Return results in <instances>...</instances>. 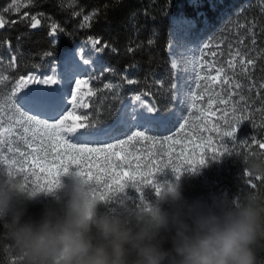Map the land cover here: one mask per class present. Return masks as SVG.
<instances>
[{"label":"trees","instance_id":"16d2710c","mask_svg":"<svg viewBox=\"0 0 264 264\" xmlns=\"http://www.w3.org/2000/svg\"><path fill=\"white\" fill-rule=\"evenodd\" d=\"M234 2L240 5L234 8L232 0H220L214 8L205 1L204 11L196 13L193 1L189 0H72L71 3L70 0H34L33 5L22 7L20 15L4 13L8 22L0 28V57L3 58L5 74L13 79L29 69L44 67L51 58L57 57L63 48L81 37H95L100 40L97 46L102 49L103 63L93 72L95 79L90 82V87L99 91L89 109L83 112L95 115L97 107L103 101L101 124L115 118L130 88L147 92L159 111L175 106L172 92L165 89H170L176 80L169 63L167 43L170 15L178 9L187 14H194L197 24L201 23L200 30L198 26L195 28L198 38L206 43L212 41L210 47L205 49L206 60L211 61L212 51H227L228 45L231 44L233 50L247 52L246 59L254 61L253 65L247 66L243 75L238 76V82L244 89L242 95L250 107L244 113L249 116V120L241 119L236 138L237 141L247 140L248 146L233 148L229 140L232 151L219 156L215 153H205L202 164L185 165L179 173L165 167L154 173L151 184L128 181L122 188L110 190L101 200L96 209L97 218H123L125 215L130 217L135 211L151 208L153 205L167 207V202L161 201V193L171 187L182 192L185 202L200 201L205 204L211 203L212 196L235 200L240 192L252 191L255 187L257 181L243 171L242 161L249 156V149L255 153L264 152V148H260L259 144H252L254 139L264 141V0H233ZM7 5L9 0H0V10ZM93 11L97 14L85 22L84 16ZM24 12L29 13L28 19H22ZM32 14L38 15L41 20V25L36 30L30 29ZM54 23L59 25L57 30L60 32L55 43L48 35L47 25ZM149 38L155 40L154 46L148 45ZM221 40L224 43L217 47ZM129 47L133 49L132 52L128 51ZM45 52H50L51 55L45 56ZM13 56L16 65L14 68ZM126 69H129V72L124 74ZM128 78L137 83L128 84ZM158 80L164 82L163 87L156 83ZM108 82L115 84L116 88L111 91L104 90L103 85ZM177 112L181 117L180 123H183L188 109H177ZM180 123L171 122L166 128L155 129L146 134L159 138L174 136ZM3 155L0 153V186H22V190L14 195L13 207L24 206L25 218L38 219L44 209L62 205L67 199L74 177L92 194L98 190L94 182L86 181L85 177L77 174L78 166L75 165H69L67 171L58 176L56 187L37 190L22 174L13 173L8 169L7 162L2 159ZM242 176L247 183L243 182ZM154 185L160 187L159 193ZM58 211L62 214V209ZM9 219L10 217L0 219V236L5 234ZM91 234L95 239L99 238L94 225ZM129 255L135 254L129 252ZM259 258L264 259V254H260ZM17 259L15 255L0 253V264H17Z\"/></svg>","mask_w":264,"mask_h":264},{"label":"snow or ice","instance_id":"6c2138e0","mask_svg":"<svg viewBox=\"0 0 264 264\" xmlns=\"http://www.w3.org/2000/svg\"><path fill=\"white\" fill-rule=\"evenodd\" d=\"M33 4L34 0H9V5L0 10V28L8 22L4 13L20 15L22 7ZM96 14V11H93L84 16V21H89ZM28 18L29 13L24 12L22 19ZM30 21L32 29L41 24L36 14L30 16ZM83 26L84 24L81 25ZM58 28L59 25L52 24L49 35L55 37ZM155 35L154 29L153 37ZM88 43L96 53L102 51L96 47L100 43L99 39L89 37ZM147 43L154 46L155 40L149 38ZM211 43L212 41H209L198 49H192L191 55L187 52L181 53L177 58L172 52L173 44L169 42L171 67L176 73H190L191 77L185 83H173L170 89H165L170 90L172 98L178 102V111L186 107L188 114L183 117V123H180L174 136L162 138L146 132L168 127L176 113L170 116H145L143 113H137L130 120L126 113L120 112L113 124L99 127L102 123L100 113L103 110V101L97 107L95 115L83 111L78 113L79 109H89L93 98L98 94V89L89 87L90 81L95 79L94 76L76 78L75 87L68 84L65 88H29L30 85H58L62 81L55 75L41 76L35 73L13 79L5 74L3 58L0 57V153L4 154L2 159L7 162L11 172L22 174L37 190L56 187L58 176L66 172L69 165L78 166L77 174L98 186L93 195L104 199L110 190L122 188L128 181L151 184L154 173L165 167L179 173L185 165L202 164L205 153H215L219 156L232 151L229 140L233 148H246L247 140L237 141L236 138L241 119L249 120V116L244 113L250 107L242 95L244 89L238 82V76L243 75L247 66L253 65L254 61L246 59L247 52L233 50L231 44L228 45L227 51H212L211 61L206 60L205 49L209 48ZM223 43L221 40L217 47ZM128 51L132 52L133 49L129 47ZM44 55L51 53L45 52ZM14 61L13 56V68L16 66ZM83 63L88 65L90 61L83 59ZM68 64L74 65V57L71 54L68 56ZM127 83L133 84L137 81L127 80ZM156 83L164 86L163 81L158 80ZM103 88L111 91L116 85L108 82ZM24 89L28 91L23 92ZM68 90L71 92V100L68 101L71 110L57 119L66 107ZM22 92L23 94L18 95ZM134 101L147 113L157 112L155 107L146 105L139 94L134 96ZM252 121H255L254 113ZM93 128L96 131H88ZM77 129L85 130L79 135L95 138L72 142L69 134L75 133ZM119 136L125 138L119 139ZM109 140L115 142L109 143ZM252 144H259L260 148H264V141L254 139ZM253 153L255 152L251 149L248 150L249 155ZM154 187L159 193L160 187Z\"/></svg>","mask_w":264,"mask_h":264},{"label":"clouds","instance_id":"9594fccd","mask_svg":"<svg viewBox=\"0 0 264 264\" xmlns=\"http://www.w3.org/2000/svg\"><path fill=\"white\" fill-rule=\"evenodd\" d=\"M242 164L257 183L235 200L185 202L171 187L161 193L167 207L153 205L123 218H97L102 199L75 177L62 205L44 209L38 219L25 218L24 206L13 207L22 186H0V219L10 217L0 253L17 256V264H264V152Z\"/></svg>","mask_w":264,"mask_h":264},{"label":"rangeland","instance_id":"374dc122","mask_svg":"<svg viewBox=\"0 0 264 264\" xmlns=\"http://www.w3.org/2000/svg\"><path fill=\"white\" fill-rule=\"evenodd\" d=\"M189 1H193L194 9H195L196 13H200V12L204 11L203 3L205 1L207 2V5L214 7V8L220 2V0H189ZM232 5L235 8L236 5H240V4H237L235 2L233 3V0H232ZM225 6L226 5H224V7ZM180 7L181 6H179V8ZM197 23H198L197 18L194 16V14L193 15L187 14L184 10L178 9L170 15V28H169V33H168L169 39H168L167 45H169V42L171 41V43L173 44L172 52L175 56H177V58H179L180 54L184 53V52H187L188 55H191L192 49H198V48L202 47L204 44H207L203 39H200L195 35V28H197V26H198V30L201 29V23L200 24H197ZM47 25H48V35H49V32L51 31V25L52 24H47ZM59 36H60V32L58 30H57V34L55 37L49 35L50 39L52 41H55V42L58 41ZM88 38L89 37H81V38L75 40L74 42L71 43V45L63 48L57 57L51 58L44 67L29 69L22 75L26 76L29 73H35V74H38L41 76L55 75L58 79H60L62 81V83H60V85L62 87L63 86L66 87L68 84H71L72 87H75V79L76 78H85L89 75L93 76V72L97 71L103 63V59L100 55V60L98 62H94L91 69H89L88 71L79 72V71L73 70V68L75 66L74 65L69 66L68 61L66 63L63 62V56H64L63 52L68 48L71 49V53L74 57V63H75V59L77 58L76 57L77 54L79 55L80 53H82V54L85 53L87 58L85 56H84V58L85 59L89 58L88 60L90 62H92L93 61V52H92V50H90L91 44L88 43ZM91 38L96 39L95 37H91ZM73 45H75V46L73 47ZM96 47L99 48L98 46H96ZM81 49H83V51L85 50L86 52H83V51L81 52ZM100 54H101V52H100ZM169 63H170V58H169ZM170 65H171V63H170ZM54 70H55V72H54ZM173 71H174V75H175V79H176L175 83H185L191 77L190 73L185 75L183 72L176 73L174 69H173ZM128 72H129V69L124 70V74H127ZM128 79L130 80V78H128ZM49 87L59 88V86H57V85H53V86L30 85L29 86V88H41V89H47ZM81 87L83 88V86H81ZM89 87H90V84H89ZM27 91H28V89L23 90V92H27ZM23 92L18 94V95L23 94ZM137 94L141 95V97L145 101L146 105L153 106L156 108L153 99L151 98V96L147 92L139 91V90H136L134 88L133 89L130 88V90L128 92V96H126V98L123 100L124 103L119 108V111L126 113L130 120H132L137 113H143V115H145V116H155L153 114H156L157 112L160 116H170L173 113H176V116L172 120V122H174L175 124L180 123L181 117H180L179 113L177 112V109H179L178 108L179 105H178V102L176 100H175V104H174L175 106L170 107L168 110L159 111L156 108L157 112L147 113L146 111H144V109H142L138 105L137 102L134 101V96ZM66 95H67V99L65 100L66 107L60 113V115L57 116V119H59L60 116L65 115L66 112L71 110V104L68 103V101L71 100L70 90L67 91ZM84 110H86V109H79L78 113L81 111H84ZM119 113H117V115ZM117 115L115 116V118L112 121L107 122V123H103V124L99 125V127H107V126L113 124L116 121ZM40 118H46V117H40ZM69 122L71 123V121H69ZM133 130H136V129H133ZM153 130H155V129H153ZM84 131H85L84 129H77V131L75 133L69 134L72 137V142H78L81 140H92L95 138L93 136H88V135H84V136L79 135L80 133H84ZM88 131L94 132V131H96V129L93 128V129H89ZM118 138L123 139L125 137L119 136ZM108 142L113 143L115 141L109 140ZM89 146H92V145H89Z\"/></svg>","mask_w":264,"mask_h":264},{"label":"bare ground","instance_id":"6f19581e","mask_svg":"<svg viewBox=\"0 0 264 264\" xmlns=\"http://www.w3.org/2000/svg\"><path fill=\"white\" fill-rule=\"evenodd\" d=\"M74 47V46H73ZM72 48V47H71ZM79 48V47H78ZM90 50H92V48L90 49ZM167 51H168V45H167ZM83 52H86L85 50L83 51ZM92 52H93V61L92 62H90L88 65H85L84 63H83V59H85L84 58V56L86 57V55H85V53H80L78 56H76L77 58L75 59V63H74V66H75V71H79V72H84V71H88L87 69H91V67L93 66V63L94 62H98L99 60H100V56H99V53H96L94 50H92ZM69 54H71L72 55V53H71V49L69 48V49H67L65 52H64V58H63V62L64 63H66L67 61H68V56H69ZM76 54V53H75ZM74 54V55H75ZM73 56V55H72ZM82 56V58H78V57H81ZM168 56H169V52H168ZM87 58V57H86ZM169 58H170V56H169ZM76 66H78V67H76ZM61 70V69H60ZM54 72H55V70H54ZM83 74V73H82ZM57 86H59V88H63L60 84H58ZM153 115H159V114H153Z\"/></svg>","mask_w":264,"mask_h":264},{"label":"water","instance_id":"95a60500","mask_svg":"<svg viewBox=\"0 0 264 264\" xmlns=\"http://www.w3.org/2000/svg\"><path fill=\"white\" fill-rule=\"evenodd\" d=\"M41 25V24H40ZM40 26H38L37 28H35V29H32V28H30L31 30H36V29H38Z\"/></svg>","mask_w":264,"mask_h":264}]
</instances>
